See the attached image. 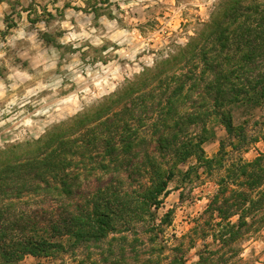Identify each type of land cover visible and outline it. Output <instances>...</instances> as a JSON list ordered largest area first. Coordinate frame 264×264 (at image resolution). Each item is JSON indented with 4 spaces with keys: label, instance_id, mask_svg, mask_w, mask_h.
<instances>
[{
    "label": "trees",
    "instance_id": "obj_1",
    "mask_svg": "<svg viewBox=\"0 0 264 264\" xmlns=\"http://www.w3.org/2000/svg\"><path fill=\"white\" fill-rule=\"evenodd\" d=\"M262 103L264 0H219L175 53L47 136L0 150V264L27 256L55 264H188L183 246L168 244L161 225L169 214L158 222V210L191 159L184 177L225 169L193 228L191 241L211 239L194 264H253L242 243L264 225V152L226 166L204 144L216 118L238 140L233 150L243 147L250 137L235 126L233 108ZM99 174L133 182L90 189L77 201L81 181ZM140 227L149 238L139 237ZM146 245L151 253L142 256Z\"/></svg>",
    "mask_w": 264,
    "mask_h": 264
},
{
    "label": "rangeland",
    "instance_id": "obj_2",
    "mask_svg": "<svg viewBox=\"0 0 264 264\" xmlns=\"http://www.w3.org/2000/svg\"><path fill=\"white\" fill-rule=\"evenodd\" d=\"M218 1L0 0V150L47 136L175 53L209 20ZM233 117L236 127L246 128L247 144L233 150L231 141L238 140L216 118L209 120L204 144L207 156H225L226 166L239 158L251 162L264 152V103L237 105ZM195 163L180 166L158 210V222L169 214L170 221L161 225L168 244L182 245L188 264L211 243L200 237L191 241V235L225 175L218 168L200 178L196 172L184 177ZM81 182L77 201L90 189L133 180L99 174ZM144 228H139L142 239L149 238ZM149 246H142V256L151 253ZM242 256L264 264V225L243 241ZM18 264L55 263L27 256Z\"/></svg>",
    "mask_w": 264,
    "mask_h": 264
}]
</instances>
